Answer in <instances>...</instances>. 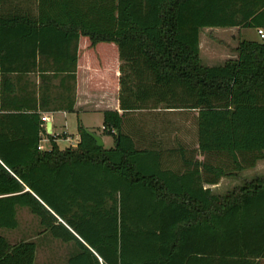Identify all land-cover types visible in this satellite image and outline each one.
Segmentation results:
<instances>
[{"label":"trees","instance_id":"trees-1","mask_svg":"<svg viewBox=\"0 0 264 264\" xmlns=\"http://www.w3.org/2000/svg\"><path fill=\"white\" fill-rule=\"evenodd\" d=\"M207 27L264 29V0H0V231L25 207L79 248L68 264H264V175L204 188L264 159V43L240 40L236 58L207 66ZM81 66L93 89L116 77L111 148L80 124L75 146L46 133L42 112L75 111ZM217 155L229 166L205 161ZM35 252L0 232V264Z\"/></svg>","mask_w":264,"mask_h":264},{"label":"crops","instance_id":"crops-1","mask_svg":"<svg viewBox=\"0 0 264 264\" xmlns=\"http://www.w3.org/2000/svg\"><path fill=\"white\" fill-rule=\"evenodd\" d=\"M204 29H243L239 27H207ZM256 30V29H255ZM243 40V39H240ZM201 31L199 34V56L204 62L202 57V49H201ZM215 53L211 51L210 56L207 58L206 65L214 66L223 64L225 61L220 64L212 63L214 59ZM236 58V54L232 57ZM115 60V58H114ZM114 62V61H113ZM112 62V63H113ZM115 66H117V62H115ZM117 72V71H116ZM118 73V72H117ZM116 77L109 78L107 85L103 88H91L90 87V72L87 67H79L77 73V83H76V101L74 105V112H67L62 110L55 111H45L42 112L41 115L45 117L46 122L51 123V134L55 136V142L62 149L66 146L73 145L75 146L79 140L77 133V126L80 124L87 128L90 131H93V125H91L89 115H98L101 120H103L102 111L106 109L118 110L119 112V102H118V93H117V84ZM37 82L39 78L36 77ZM58 83V80H56ZM54 83V81H53ZM59 91V90H57ZM55 93V92H54ZM61 102L59 99H49L48 106H58ZM181 122V120L179 119ZM102 122V121H101ZM185 124L184 122H182ZM71 130L75 131L72 134ZM94 132V131H93ZM101 135V134H99ZM102 136V135H101ZM104 145L105 139L102 136ZM42 149L50 148V141L48 138L43 137L41 139ZM45 142H49V146L45 147L43 144ZM62 143H67L65 146H61ZM114 146L113 142L110 143V148ZM217 185V184H216ZM215 185H204V188L209 187L212 192L213 187ZM215 193V192H214ZM18 211V210H17ZM25 210L22 209V212ZM19 212V211H18ZM28 213V212H27ZM24 214V220L21 224L19 221V225L16 229L9 230L3 232V235L12 243H15L20 240H33L36 243V252H35V264H68V260L74 254H76L79 248L74 244V242H62L59 239L52 237L48 232H41L42 228L39 225L38 220H30V218ZM19 215V214H18ZM31 217H34L33 214L29 213ZM19 218V217H18ZM90 248V247H89ZM97 257L98 255L90 249ZM100 258V257H98ZM100 260V259H99Z\"/></svg>","mask_w":264,"mask_h":264},{"label":"rangeland","instance_id":"rangeland-1","mask_svg":"<svg viewBox=\"0 0 264 264\" xmlns=\"http://www.w3.org/2000/svg\"><path fill=\"white\" fill-rule=\"evenodd\" d=\"M202 29L201 30V49H202V57H203V64L206 65V60L210 56L211 51L215 53L214 59L212 63L220 64L223 61H226L228 59H232V57L236 54L235 48L237 47L240 39H245V40H251V41H259L264 43V39H261L259 35L257 34L256 30L254 28H243L238 29ZM234 59V58H233ZM206 61V62H205ZM33 81L37 82L36 77H32ZM54 83H57L56 80H54ZM55 88L52 89L54 91ZM88 117L90 118V124L93 125L92 129L95 133L101 134L104 136L105 139V145L104 148H110V143L113 142V137L109 134H104L102 130V120L100 119L101 117L94 114V115H89ZM46 129V126H45ZM72 134H74L75 131L71 130ZM172 134L177 135L178 133H175L174 131ZM172 138V136H170ZM184 140L190 146H194L195 142V136L194 132L191 127H189L187 133L185 132V137ZM67 143H62V147L65 146ZM168 145H172L173 143L168 140L167 142ZM45 147L49 146V142H45L43 144ZM73 146V145H71ZM195 156L199 159H203V156L194 153L191 157L195 158ZM205 161L212 163L214 165H222V166H229V162L224 155H217V156H208L205 157ZM166 165L178 169L181 171L184 166L180 160L179 155L177 154H169L166 156ZM264 175V159L263 160H258L253 167H247L246 169L240 171L237 173L236 176L232 177H222L217 185L213 187V191L217 194H224L225 192L233 189L235 186L241 185L245 180H250L256 176H263ZM22 209L25 210L22 212ZM19 211V212H18ZM17 211V218L18 221H21V224L24 220V214L27 215L30 220H38L36 216L31 217L29 215V210L25 207H18ZM28 212V213H27ZM19 214V215H18ZM1 234L5 232V230L0 231Z\"/></svg>","mask_w":264,"mask_h":264},{"label":"water","instance_id":"water-1","mask_svg":"<svg viewBox=\"0 0 264 264\" xmlns=\"http://www.w3.org/2000/svg\"><path fill=\"white\" fill-rule=\"evenodd\" d=\"M51 123L50 122H47L46 124V133L47 134H51ZM88 134L94 138L97 146L99 147H103L104 146V142H103V139H102V136L93 132V131H90V130H87Z\"/></svg>","mask_w":264,"mask_h":264},{"label":"built area","instance_id":"built-area-1","mask_svg":"<svg viewBox=\"0 0 264 264\" xmlns=\"http://www.w3.org/2000/svg\"><path fill=\"white\" fill-rule=\"evenodd\" d=\"M256 32H257V34L259 35V37H260L261 39H264V29H263V28H258V29H256ZM43 119H44L45 122H46V119H45L44 116H43ZM38 148H39V149H42L41 142H39V146H38Z\"/></svg>","mask_w":264,"mask_h":264}]
</instances>
